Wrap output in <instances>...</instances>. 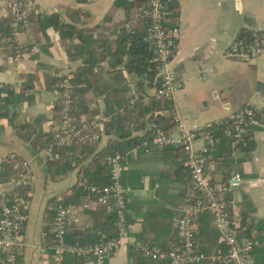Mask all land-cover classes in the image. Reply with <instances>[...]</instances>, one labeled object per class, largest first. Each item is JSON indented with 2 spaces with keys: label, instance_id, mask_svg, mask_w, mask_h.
I'll return each mask as SVG.
<instances>
[{
  "label": "crops",
  "instance_id": "1",
  "mask_svg": "<svg viewBox=\"0 0 264 264\" xmlns=\"http://www.w3.org/2000/svg\"><path fill=\"white\" fill-rule=\"evenodd\" d=\"M114 1L25 0L24 3L30 14L58 12L68 21L76 14V11L72 13L74 10L86 13V26H95L94 38H102L109 44V47L95 46L100 56L106 55L99 62L98 77L115 88V92L121 93L123 90L120 88L125 86L129 88L124 93V99L128 100L125 110L114 114L115 122L104 113L106 103L103 95L94 91L85 97L83 106L89 112L85 113L80 104L78 107L83 113H75V116L77 119H86L90 114L93 115L91 118L101 117L103 134L96 144L88 147L92 155L61 175L52 176L51 171L55 168L50 169L40 156L39 152L46 146L40 142V135H51L53 121L60 109V98L52 92V81L71 74L81 64V59L70 58L67 52L68 47L78 40L64 43L52 28L38 32L30 17L31 27L21 30L18 35L16 43L21 54L14 62V41L10 35L0 34V154L10 153L29 159L34 174L32 186L20 192L27 203L28 220L24 227L23 253L15 264H51L49 253L53 235L49 230L50 209H53L56 196L60 194L63 199L72 196V187L81 176V167L87 166L96 153L106 150L110 139L121 140L116 131L121 128L119 122L125 117L124 129L131 131L130 137L144 141L148 138L149 118L153 114L162 117L159 123L166 130L173 131L172 112L191 124L223 117L243 105L253 106L258 125L248 133L255 141V149L240 165L236 162L244 158V152L241 150L236 158L230 155L234 162L231 174L241 170L242 176L240 186L230 194L247 220L253 219L255 224L264 223V52L248 62L225 56L228 45L241 31L248 34L246 37H251L254 29L264 26V0H170L167 3V8L170 2L178 5L174 16L170 11V24L177 25L180 30L172 66L183 79L182 88L171 100L154 99L156 85H148L139 76L129 74L124 67L125 55L119 62L115 60L117 53L114 55L113 49L117 46L114 33L123 29L117 31L128 17L122 8L114 7ZM1 6L2 0L0 9ZM5 17L8 16L0 10V23ZM80 20L83 21V17ZM0 28L5 29V25H0ZM111 93L107 90L106 94ZM136 95L142 97V106H147L151 100L155 102L153 110L138 119L129 115L134 110ZM111 100L114 101V97ZM131 100L133 105H130ZM59 151L55 158L57 162L70 160L75 164L78 150ZM126 152L128 162L121 169L120 180L131 189L127 203L128 234L148 244L172 248L177 244L175 220L182 213L192 190L190 176L184 166L185 156L179 151L144 144ZM207 162L213 181L223 180V174L218 171V161L209 156ZM83 200L80 197L77 203ZM110 215L109 208L97 206L80 213L77 227L81 230L97 228L99 231L103 225H113ZM198 221V250L215 253L222 249V238L211 223V217L203 215ZM106 264L169 262L150 260L125 244Z\"/></svg>",
  "mask_w": 264,
  "mask_h": 264
},
{
  "label": "built area",
  "instance_id": "2",
  "mask_svg": "<svg viewBox=\"0 0 264 264\" xmlns=\"http://www.w3.org/2000/svg\"><path fill=\"white\" fill-rule=\"evenodd\" d=\"M170 0H147L145 6L135 9L131 18L121 28L128 29L133 23H147L144 42L153 52V61L158 67L159 83L153 97L156 100H171L182 88L180 78L172 66L180 30L170 24ZM25 0H2L1 12L10 18V39L14 41V62L20 57L17 45L21 30L31 27L30 13L24 7ZM106 33H109L107 31ZM264 52V27L255 29L251 37H235L228 45L225 56L242 61H251ZM71 74L62 76L52 92L60 98V109L51 127V141L39 152L40 156L52 159L56 149L72 145H94L102 137L103 121L95 116L91 119H77L72 113V90L69 84ZM1 87V84H0ZM147 101H145L146 103ZM134 101L131 100L130 105ZM173 131L151 122L150 135L144 145L158 148L179 147L184 154V166L191 181L189 201L182 207L176 218L175 234L177 244L172 248L148 244L132 238L128 234L127 203L131 192L129 186L121 183V169L128 162V152H115L104 157L108 169V182L102 185L80 180L79 186L87 193V199L76 204H66L62 195H57L53 205L52 244L49 257L51 264H64L65 255L70 253L85 258L83 264H106L121 246L129 247L150 260H166L169 264H257L254 250L258 246L256 230L247 221L243 222L238 206L226 195L237 189L242 180L239 171L228 178L214 182L208 170V154L219 143L218 131L229 138L230 155L238 157L245 136L258 125L256 110L251 105H243L223 117L206 122L187 124L176 112L171 113ZM11 166V174L6 175L5 165ZM33 184L31 161L18 158L14 154H0V262L15 264L23 253L24 227L28 220L27 203L20 194ZM105 206L114 215L113 236L100 232L96 242L71 246L65 243L69 228L80 222V213ZM211 217V223L220 233L223 248L215 253H204L196 247L198 218Z\"/></svg>",
  "mask_w": 264,
  "mask_h": 264
},
{
  "label": "trees",
  "instance_id": "3",
  "mask_svg": "<svg viewBox=\"0 0 264 264\" xmlns=\"http://www.w3.org/2000/svg\"><path fill=\"white\" fill-rule=\"evenodd\" d=\"M147 4V0H115L114 7L122 8L126 15L127 19L131 18L132 11L135 9L145 6ZM178 5L176 3L170 2L168 4V10L173 13V16L177 13ZM76 11V12H75ZM76 13L71 16V20H65L62 15L58 12L50 13V14H41L34 12L30 14L32 25L36 28V31H45L47 28H52L58 32L60 40L64 43H68L71 39H77L78 42L76 44L70 45L67 49L68 55L73 59H81V64L71 72V78L69 79V84L72 90V113H83L81 112V107L84 108V112L87 113L89 110L83 106V102L85 101V97L88 96L89 92H97L100 95L104 96V100L106 103L105 115L111 116V121L116 120L114 117L115 113H120V111L125 110L126 103L128 100L124 99V93H126L129 88L125 86V88H120L122 91L115 92V88H111L102 81L97 75V68L99 66V62L104 59L106 55L100 56V53L97 51V48L100 47H109V44L102 38H94L93 32L95 26L88 27L86 26L85 18L87 16L86 13L81 10H74L72 13ZM83 17V21L80 18ZM0 25H5V29L0 28L1 36L3 34L10 35L11 27H10V18L5 17L1 20ZM147 23L144 21H140L138 23H133L128 29L123 28L119 32L114 33L116 39V48H114V55L117 53L115 60L117 62L120 61L123 55L126 56L127 60L125 62V69L129 74H133L135 76H139L142 80L146 81L148 85H158V67L156 62L153 61V52L151 48L148 46L146 42H144V35L146 32ZM248 35L246 32L241 31L238 34V37H243ZM96 46V47H95ZM66 76V75H64ZM58 81V78L55 81H52V87ZM140 81V84L142 83ZM53 89V88H52ZM107 90H111V94H106ZM95 91V92H94ZM114 97V101L111 100ZM135 107L132 112H130V117H134L138 119L139 117L151 112L155 106V102L151 100L147 106H142L140 101L142 99L141 96H134ZM112 105V107H109ZM115 107V109H114ZM2 116V114H0ZM161 116H157L155 114L151 115L149 121L156 122L164 129L166 127L159 123L161 120ZM86 119H90L89 116ZM123 119L119 122L121 124V128L116 131V135L120 137L121 140L110 139L108 141L106 150H102L96 153L93 158L90 160L87 166H82L79 171V175L81 173L80 180H86L87 182L94 184H105L108 182V169L104 161V157L106 154H111L115 152H126V150L131 149L133 147H139L143 145L144 141H141L138 137H130L131 131L124 129L125 123ZM110 121V124H111ZM113 126V124H111ZM120 131V132H119ZM219 143L215 149H213L209 154V156L216 159L219 163L218 168L222 174L223 179H226L231 174V166L234 164L233 159L230 156V142L229 138L224 136L221 131H218ZM150 135V130L147 133V137ZM145 136V137H146ZM40 142L42 144L49 143L51 141V135L48 133H43L40 135ZM146 140V139H145ZM91 145H72L67 147H61L56 149L54 152V157L52 159H46L47 166L51 169L55 168L53 173L51 171V175H61L67 173L71 169H73L76 165L81 163L88 156L92 155V151L88 148ZM61 149H72L73 151H79L78 156L74 157L75 164H71L70 160H62L57 162L55 160L57 153H59ZM255 149V141L252 139V136L248 133L245 136V143L241 146V150L244 152L245 156L242 159H239L236 164L240 165L243 160L249 158L252 152ZM162 150H170V151H179L181 152L179 147H165ZM240 167L238 166V169ZM5 173L6 175L11 174V167H6L5 165ZM241 172V170H238ZM78 182L72 187V196L63 199L66 204H75L78 202L80 197H83L85 200L87 199V193L83 190L81 186H79ZM191 185V183H190ZM188 200L187 202L189 201ZM226 199H231V194L226 195ZM51 210V219L49 223L51 235L53 229V215L54 210ZM242 221H247L252 230H256L258 246L255 248L253 254L257 264H264V223L260 221L255 224L253 219H246V215L240 213ZM111 219L112 226H102L99 231H96L97 228L81 230L77 226H73L68 229L65 235V243L67 246L73 245L75 242H79L80 244H87L96 242L100 239L99 233L106 232L107 235L113 236V228H114V215L111 212L109 216ZM197 248V247H196ZM198 249V248H197ZM85 258L77 257L75 255H71L67 253L65 255L64 264H83L85 262ZM2 264V262H0Z\"/></svg>",
  "mask_w": 264,
  "mask_h": 264
},
{
  "label": "rangeland",
  "instance_id": "4",
  "mask_svg": "<svg viewBox=\"0 0 264 264\" xmlns=\"http://www.w3.org/2000/svg\"><path fill=\"white\" fill-rule=\"evenodd\" d=\"M264 27V26H263ZM257 29V28H256ZM255 30V29H254ZM256 59V58H255ZM242 61V60H241ZM244 62H248V61H244ZM93 115L90 114L89 118H91ZM33 180H34V174H33Z\"/></svg>",
  "mask_w": 264,
  "mask_h": 264
}]
</instances>
